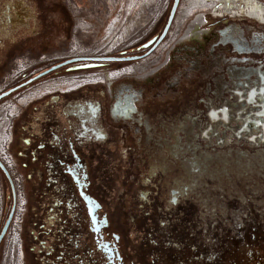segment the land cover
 Returning a JSON list of instances; mask_svg holds the SVG:
<instances>
[{
    "label": "flooded vegetation",
    "instance_id": "1",
    "mask_svg": "<svg viewBox=\"0 0 264 264\" xmlns=\"http://www.w3.org/2000/svg\"><path fill=\"white\" fill-rule=\"evenodd\" d=\"M85 20L0 0L16 264H264V0H172L116 51L65 60Z\"/></svg>",
    "mask_w": 264,
    "mask_h": 264
},
{
    "label": "rangeland",
    "instance_id": "2",
    "mask_svg": "<svg viewBox=\"0 0 264 264\" xmlns=\"http://www.w3.org/2000/svg\"><path fill=\"white\" fill-rule=\"evenodd\" d=\"M59 1V0H58ZM69 3L72 11L83 10L86 20L76 27L72 32L65 30V41H69L62 54L64 59H69L70 55L80 54H96L95 57L102 54L116 51L125 40L134 35V32L141 27L143 31L149 29L148 23L158 20L161 14L169 5L172 0H65ZM65 3V2H64ZM60 1V4H64ZM64 4V7L66 8ZM69 32L71 39L69 38ZM124 32V34H123ZM122 36V37H121ZM117 46V47H116ZM101 54V55H100ZM66 56V57H65ZM86 56V55H84ZM104 56V55H103ZM54 62L52 61H33L34 67H31V72L42 68L43 66ZM21 67H14L8 74L7 78L14 80L18 83L23 78L26 67L21 64ZM30 72H28L29 75ZM22 74V75H21ZM64 78L73 77L74 74L65 73ZM6 78V79H7ZM39 87V86H37ZM6 104L9 100H6ZM13 101V99H12ZM4 105V104H2ZM1 105V106H2ZM1 127V132L6 128V124ZM9 124L7 127L9 128ZM2 150H0V157H2ZM3 158V157H2ZM3 160V159H2ZM9 161V160H8ZM8 164V163H7ZM6 165V164H5ZM8 166V165H7ZM10 175L7 169L0 167V234L5 226L12 207V190L10 185ZM2 205V206H1ZM12 227V226H11ZM3 239L0 244V264H16L13 259V239L14 236L10 232ZM17 262L21 264L20 252L16 253Z\"/></svg>",
    "mask_w": 264,
    "mask_h": 264
},
{
    "label": "built area",
    "instance_id": "3",
    "mask_svg": "<svg viewBox=\"0 0 264 264\" xmlns=\"http://www.w3.org/2000/svg\"><path fill=\"white\" fill-rule=\"evenodd\" d=\"M8 153V154H6ZM6 159L7 162H9V165H8V171L10 172L11 176H12V179L14 181V185H15V189H16V195H17V200H18V204L20 202H22V193H23V186H22V178L20 176V174L17 172V168L15 166V163H14V160L12 158V156L9 154V152H4L2 153ZM9 160V161H8ZM17 215L15 216V219L13 221V224H12V227H11V230L10 232L17 236Z\"/></svg>",
    "mask_w": 264,
    "mask_h": 264
},
{
    "label": "water",
    "instance_id": "4",
    "mask_svg": "<svg viewBox=\"0 0 264 264\" xmlns=\"http://www.w3.org/2000/svg\"><path fill=\"white\" fill-rule=\"evenodd\" d=\"M171 21H172V16H171V19H170V23H171ZM168 28H169V26H168ZM168 28L166 29V32H167ZM166 32H165V33H166ZM164 36H165V34H164ZM89 59H91V58H89ZM93 59H95V60H101V58H93ZM78 60H79V59H72V60L66 62L65 64H67V63H72V62H77ZM0 167L3 168V170L5 169L4 166H3L1 163H0ZM5 172H6V171H5ZM6 174H7L8 178H10L7 172H6ZM12 215H13V213L11 214V216H10V218H9V220H8V222H7V224H6V226L4 227V229L2 230V232H1V234H0V243L2 242L3 238L5 237V234H6V232H7V228H8V226H9L10 222H11V219H12Z\"/></svg>",
    "mask_w": 264,
    "mask_h": 264
},
{
    "label": "bare ground",
    "instance_id": "5",
    "mask_svg": "<svg viewBox=\"0 0 264 264\" xmlns=\"http://www.w3.org/2000/svg\"><path fill=\"white\" fill-rule=\"evenodd\" d=\"M123 34H124V32H123ZM121 37H122V36H121ZM2 159H3L4 163L6 164V166L9 165V162H7L5 158H2ZM7 163H8V164H7ZM7 167H8V166H7Z\"/></svg>",
    "mask_w": 264,
    "mask_h": 264
}]
</instances>
